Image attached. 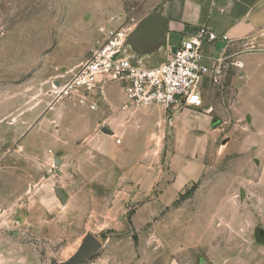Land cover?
<instances>
[{"label":"rangeland","instance_id":"1","mask_svg":"<svg viewBox=\"0 0 264 264\" xmlns=\"http://www.w3.org/2000/svg\"><path fill=\"white\" fill-rule=\"evenodd\" d=\"M85 1L0 0V264H264V187L249 155L216 143L202 177L169 194L174 113L108 101L87 112L54 97L88 57L90 14L73 5ZM121 1L122 18L151 14ZM31 130L59 167L20 152ZM90 239L98 248L81 257Z\"/></svg>","mask_w":264,"mask_h":264},{"label":"crops","instance_id":"2","mask_svg":"<svg viewBox=\"0 0 264 264\" xmlns=\"http://www.w3.org/2000/svg\"><path fill=\"white\" fill-rule=\"evenodd\" d=\"M73 5L81 6L80 10L90 14L82 24V28L91 29L92 34L87 47L84 45L88 56L101 38L98 29L117 27L126 18H122V13L117 14L123 11L121 0H86ZM142 5L165 22L164 61L180 42L212 32L216 40L208 42L206 38L201 39L202 64L210 68L218 59H223L226 66L228 62L240 63L239 67L233 64L230 72L224 69L218 78L208 75L203 79V109H184L170 116L169 121L178 125L181 148L169 158L174 180L166 185L168 193L176 194L202 177L205 168L202 158L216 143L217 151L249 155L252 171L260 173L256 186L264 187V0H143ZM220 89L228 91V94L218 95ZM116 90L124 99L115 83L99 85L89 92V102L94 104V110L74 100L58 101L87 112H97L108 101L111 109L118 108L126 113L149 107L166 113L160 106L132 107L125 99L116 102ZM107 131L105 128L100 130L102 133ZM20 141L18 147L25 156L44 155L54 163V167L61 164L51 149H44L41 135L34 130L22 135ZM239 216L245 218L243 214Z\"/></svg>","mask_w":264,"mask_h":264},{"label":"built area","instance_id":"3","mask_svg":"<svg viewBox=\"0 0 264 264\" xmlns=\"http://www.w3.org/2000/svg\"><path fill=\"white\" fill-rule=\"evenodd\" d=\"M135 24V19L125 18L117 27H100L101 38L88 58L63 84L54 87V97L74 100L94 110L88 93L99 85L115 83L132 107L160 106L171 113L203 107L199 85L208 75L220 77L226 67L223 59L214 61L210 68L202 64L201 39L212 42L216 36L205 32L198 39L182 41L164 62L144 68L130 62L123 53L126 37ZM233 64L240 66L239 62Z\"/></svg>","mask_w":264,"mask_h":264},{"label":"water","instance_id":"4","mask_svg":"<svg viewBox=\"0 0 264 264\" xmlns=\"http://www.w3.org/2000/svg\"><path fill=\"white\" fill-rule=\"evenodd\" d=\"M165 22L155 14H149L139 20L126 37L123 53L126 58L140 67L152 68L164 62ZM58 195L61 196L59 192ZM263 235V233H261ZM98 248V243L90 239L83 247L80 256H84ZM199 264H209L200 260Z\"/></svg>","mask_w":264,"mask_h":264},{"label":"flooded vegetation","instance_id":"5","mask_svg":"<svg viewBox=\"0 0 264 264\" xmlns=\"http://www.w3.org/2000/svg\"><path fill=\"white\" fill-rule=\"evenodd\" d=\"M262 237H264V235H262Z\"/></svg>","mask_w":264,"mask_h":264},{"label":"trees","instance_id":"6","mask_svg":"<svg viewBox=\"0 0 264 264\" xmlns=\"http://www.w3.org/2000/svg\"><path fill=\"white\" fill-rule=\"evenodd\" d=\"M187 194H189V193H187Z\"/></svg>","mask_w":264,"mask_h":264}]
</instances>
